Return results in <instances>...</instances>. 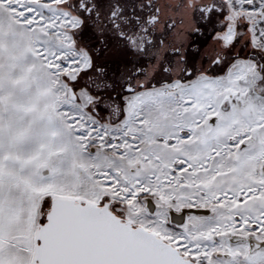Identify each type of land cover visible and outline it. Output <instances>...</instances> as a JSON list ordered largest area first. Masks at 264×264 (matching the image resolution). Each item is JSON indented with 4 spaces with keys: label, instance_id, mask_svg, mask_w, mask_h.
I'll return each mask as SVG.
<instances>
[{
    "label": "snow or ice",
    "instance_id": "obj_1",
    "mask_svg": "<svg viewBox=\"0 0 264 264\" xmlns=\"http://www.w3.org/2000/svg\"><path fill=\"white\" fill-rule=\"evenodd\" d=\"M0 264H264V0H0Z\"/></svg>",
    "mask_w": 264,
    "mask_h": 264
}]
</instances>
